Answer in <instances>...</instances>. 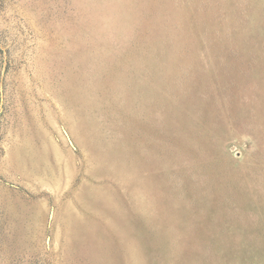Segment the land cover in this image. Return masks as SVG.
<instances>
[{
    "label": "rangeland",
    "instance_id": "1",
    "mask_svg": "<svg viewBox=\"0 0 264 264\" xmlns=\"http://www.w3.org/2000/svg\"><path fill=\"white\" fill-rule=\"evenodd\" d=\"M0 264H264V0H0Z\"/></svg>",
    "mask_w": 264,
    "mask_h": 264
}]
</instances>
